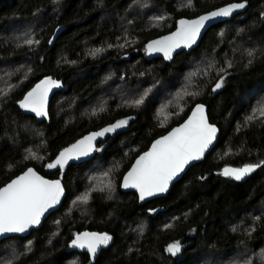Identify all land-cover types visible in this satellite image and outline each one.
Here are the masks:
<instances>
[{"label": "trees", "instance_id": "trees-1", "mask_svg": "<svg viewBox=\"0 0 264 264\" xmlns=\"http://www.w3.org/2000/svg\"><path fill=\"white\" fill-rule=\"evenodd\" d=\"M151 1L170 16V26L145 28L142 21L135 22L132 31L139 41L138 52L117 60L111 50L89 58L83 47L85 43L101 45L110 37L112 21H103L100 17L113 10H123L127 0H61L58 4L52 0H0V32L12 33L11 23L16 20L26 25L38 23L37 46L0 42V61L16 62L25 56L31 61L30 76L0 100L3 102L0 106V186L32 166L47 178L62 174L65 189L60 207L39 229L31 230L27 236L0 240L1 247H8L13 241H31L30 249L12 258L11 264H72L70 261L75 256H78L77 264H200L203 259L215 260L203 264H244L242 260L248 254L243 251L256 252L263 246L264 215L256 208L264 201V163H261L264 162V117L257 118L250 111L256 98L264 95V0H192L190 8H177L173 0ZM237 1L246 4L245 10L211 26L189 53H177L170 62L161 58L147 60L140 54V49L145 51L147 40L172 30L178 18H190ZM39 16L42 23L37 22ZM233 41L250 54H233L228 43ZM201 54L217 57L223 71L201 83L195 97L184 100L182 111L166 124L156 122L155 112L161 102L157 95L137 107L109 100L107 110L91 116L85 114L87 101L104 93L99 86L111 64L137 60L156 70L157 76L174 89L190 58ZM78 70H83L85 75L81 77ZM43 75L61 79L64 87L55 91L49 100L48 123L38 122L15 106ZM221 78L223 85L214 91ZM117 85L113 82L110 89L118 90ZM251 89L255 91L245 97ZM70 94L78 98V104L71 108L72 118L65 120L57 109L60 98ZM196 102L207 106L209 122L219 128L216 145L203 160L188 168L165 196L138 204L135 193L119 190L122 174L155 137L182 121ZM121 120L128 122L100 136L90 159L66 164L62 169L47 167L69 143L89 131L107 128ZM26 125L38 128L43 142L31 138L23 130ZM32 143L40 149L44 160L24 158L21 149ZM226 151L228 154L221 157ZM95 158L118 161V167L112 172L118 197L108 200L102 192H93L88 198L87 216L81 217L75 212L64 214L72 197L71 188L78 181L75 180L77 171ZM245 165L259 167L242 182L223 175L226 167ZM83 231L107 233L112 238L91 263L85 252L72 245L73 236ZM175 242L181 243L182 251L173 256L166 249ZM231 259L234 261L230 262ZM249 263L264 264L255 259Z\"/></svg>", "mask_w": 264, "mask_h": 264}, {"label": "rangeland", "instance_id": "rangeland-1", "mask_svg": "<svg viewBox=\"0 0 264 264\" xmlns=\"http://www.w3.org/2000/svg\"><path fill=\"white\" fill-rule=\"evenodd\" d=\"M60 1L61 0H52L53 4H58ZM127 1L128 4L123 10L117 9L101 15V20L112 21V26L108 33L110 37H108L106 41H103L101 45L85 43L83 47L84 52L89 58H96L106 50H111L117 60L127 58V54H137L138 50H136V48L139 41L132 31L137 24L135 22L142 21L145 28L153 27L162 29L170 26V16L163 9L158 8L151 0ZM173 2L176 3L177 8H190L192 6V0L190 6L188 0H173ZM160 17L163 19H158ZM37 22H43L42 19L40 20V16ZM26 24L27 23L21 20L12 21V33L6 34L0 32V42H11L15 45L27 44L29 46H37L36 29L38 28V23L34 22L32 25L30 23L29 25ZM8 28L9 27H7L5 31ZM13 28H15V32ZM27 40H32L33 43L28 44L26 43ZM228 43L233 54H250L241 44L234 41ZM97 49H102V51H96ZM139 52L145 55V51L142 49H140ZM63 59L64 58L59 57V60ZM17 60L16 62H13L12 59L9 61H0V100L6 98V96H4L5 94L10 93L17 84L25 81L31 74L30 59L25 56ZM107 68L108 69L104 73L107 74L99 86L104 93L96 94L87 101L84 105L85 114L91 116L107 110L109 107V100H113L119 105L137 107L134 101L143 97L144 102L148 98L157 95L159 101H161L155 112L156 122L159 125L166 124L175 114L177 116L183 109L184 100L186 101L189 98H194L201 83L212 80L214 76L221 74L223 71L220 60L214 57L213 54H201L196 57H191L187 63L186 69L182 73L180 83L176 88L171 89L169 87L170 83H166L159 78L156 70L154 71L151 67L143 65L137 60L121 64H111ZM78 73H81V77L85 75L83 70H78ZM113 82L118 83V90L110 89V86H113ZM254 91L255 89H251L246 93L245 97L252 94ZM77 99L76 96L71 94L62 96L59 101L61 105L57 109L58 115L65 120L72 118L73 111L71 108L77 106ZM2 103L3 102L0 101V106ZM262 106H264V95H260L256 98L250 113H255L257 118L264 117L259 111ZM23 130L28 132L31 138L43 142L39 135L40 132L38 128L26 125ZM21 150L25 159H38L39 162L45 159L40 149L33 143L26 145V147ZM226 154H228L227 151L223 155L220 154V156L222 157ZM117 167V160L106 162L99 158H95L77 171L75 180L78 181H76V184L71 188L73 192L72 197L68 201V208L64 211V214L69 215L75 212L78 216H87L88 199L86 202L78 199V197L85 194H87L89 198L90 194L93 192H102L104 197L108 200L117 198L118 193L112 175V172ZM105 173H107V175H105ZM256 211L264 215V201L258 205ZM253 220H255V218H253ZM29 243H31L30 240H26L23 243L13 241L8 247L0 246V264H11L13 262L12 258L30 249L31 246H28ZM243 252L245 255L248 254L247 257L242 260L244 264H250L249 262L252 259L264 263V244L256 252ZM255 256L258 257L256 258ZM77 259L78 256H75L70 262L72 264H77ZM211 261L215 260L203 259L200 264ZM232 261L234 260L231 259L230 262Z\"/></svg>", "mask_w": 264, "mask_h": 264}, {"label": "snow or ice", "instance_id": "snow-or-ice-1", "mask_svg": "<svg viewBox=\"0 0 264 264\" xmlns=\"http://www.w3.org/2000/svg\"><path fill=\"white\" fill-rule=\"evenodd\" d=\"M190 6L191 0H188ZM244 3H233L207 15H202L196 20L180 21V27L171 36L163 37L161 40L153 41L147 48L149 52H164L166 58H171V51L183 44L190 47L195 43L196 37L205 23L216 17L230 16L235 9L243 8ZM158 19H163L162 17ZM26 43H33L27 40ZM96 51H102L97 49ZM223 78L216 83L215 89L222 86ZM52 86H58L57 81L47 78L41 81L31 92L27 94L21 106L30 108L37 115H47L46 103L47 92ZM215 89H213L215 91ZM147 94V93H145ZM135 105L143 103V97L134 101ZM255 111V110H254ZM264 116V106L260 109ZM252 117H249L251 119ZM127 120L118 121L98 133H93L78 141L70 148L63 150L48 168L61 169L70 159H78L86 156L94 150L93 140L97 136L114 132L116 129L127 124ZM217 129L208 123L204 106L197 105L192 116L178 128H174L167 136L155 141L152 149L144 153L136 161L135 165L124 178L123 186L134 187L139 190L140 199L146 196H153L156 193L167 191L170 181L173 180L186 165L193 160L203 157L205 151L213 143ZM264 163V162H261ZM259 165H245L242 168H225L223 175L241 180L252 172ZM107 175V173H105ZM63 195V187L59 180L49 181L39 176L33 169L29 168L23 175L12 180L4 187H0V234L22 233L30 226L38 225L41 217L56 204L60 202ZM81 201H87L88 195L78 197ZM56 223H59L57 221ZM107 233H82L78 234L72 241V245L80 248H87L93 255L98 248L107 245L111 240ZM182 245L175 242L167 247V252L176 256L181 252Z\"/></svg>", "mask_w": 264, "mask_h": 264}, {"label": "water", "instance_id": "water-1", "mask_svg": "<svg viewBox=\"0 0 264 264\" xmlns=\"http://www.w3.org/2000/svg\"><path fill=\"white\" fill-rule=\"evenodd\" d=\"M233 3H244L243 1H237V2H228V3H225L221 6H218L216 8H213L211 10H208V11H205L199 15H196V16H193V17H190V18H187V17H180L178 18L176 21H175V25H174V28L172 30H170L169 32L167 33H164V34H161L159 36H156L154 38H151L149 40H147L144 44V48H145V58L147 60H150L152 58H161L162 60H164L165 62H170L173 60L174 56L177 54V53H180L182 51H184L185 53H189L192 49L196 48L200 42V39L202 38V36L204 35V33L206 32V30H208L211 26H213L214 24L216 23H220V22H223V21H226V20H229L232 16L238 14V13H241L245 10L246 8V4L243 8H239V9H235L233 11V13L230 15V16H227V17H216L214 18L213 20L211 21H208L205 23V26L200 30V33L199 35L196 37V40H195V43H193L190 47H186L184 46L183 44H181L180 47H177L175 49H173L171 51V58H166L165 57V54L164 52H161V51H155V52H149L148 51V48L147 46L152 43L153 41H157V40H161L163 37H167V36H171L172 33L176 32L177 29L180 27V21L181 20H186V21H192V20H196L198 19L200 16L202 15H207L208 13L210 12H213V11H216L220 8H223V7H226L228 6L229 4H233ZM47 78H51V80L53 81H57L58 82V86H52L49 91L47 92V103H46V112H47V115H37L36 112L32 111L30 108H24L21 106V101L24 100V98L27 96V94L29 92H31L34 88H36V86L38 84L41 83V81H44L46 80ZM64 87H63V81L61 79H57V78H54L50 75H43L41 76L40 78H38L24 93L23 95L15 102V106L18 108V110L23 113V114H26V115H31L33 116L38 122L42 121V120H45L47 123L49 122V115H48V105H49V100L52 96V94L55 92V91H58V90H63ZM197 105H203L204 106V111H205V115L207 117V106L204 104V103H201V102H196L189 110V112L187 113V115L183 118L182 121H180L178 124H175L173 125L172 127H170L167 131H165L163 134L161 135H158L157 137H155L148 145V147L143 150L142 152H140L131 162V164L129 165V167L127 168V170L122 174L121 176V179H120V183H119V190L121 192H133L135 193L136 197H137V203L138 204H142V203H145L147 201H150V200H153V199H156V198H160V197H163L167 194V192L169 191L170 187L175 183L177 182L183 175L184 173L187 171L188 168H190L192 165L200 162L201 160L204 159V157L214 148V146L216 145V142H217V139H218V136H219V128L217 127V125H215L214 123H211L209 122L208 120V117H207V120H208V123L211 124V125H214L215 128L217 129V132H216V136H215V139L213 140V143L209 146V148L205 151L203 157L199 160H193L191 161L188 165L185 166L184 170L182 172H180L176 177L173 178L172 181H170L169 185H168V189L167 191L165 192H162V193H156L155 195L153 196H146L145 199L141 200L140 199V193H139V190L137 188H134V187H127L125 188L123 186L124 184V178L127 176L128 172L132 169V167L135 165L136 161L139 159L140 156H142L144 153L146 152H149L151 149H152V145L155 143V141L161 139L162 137L164 136H167L174 128H178L180 127L182 124H184L188 119L189 117L192 116V113L193 111L196 109V106ZM106 128V127H105ZM105 128H99L98 130H93V131H89L87 132L86 134L82 135L81 137L77 138L76 140H74L73 142L69 143L67 146H65V149L67 148H70L72 145L76 144L78 141L84 139L85 137L93 134V133H98L100 131H102L103 129ZM100 136H97L94 140H93V145H94V150L91 151L88 155L86 156H80L78 159H70L68 161L67 164L69 163H81V162H84L88 159L91 158V155L93 154V152L95 151V147H96V144L99 140ZM61 150L60 153L63 151ZM59 153V154H60ZM58 154V156H59ZM57 156V157H58ZM56 157V158H57ZM55 158V160H56ZM54 160V161H55ZM244 166H241V167H226V168H242ZM29 168L33 169L39 176L43 177L45 180H49V181H55V180H59L62 187H63V184H62V174L58 177V178H47L43 175H41L39 172H37L35 170V168H33L32 166H28L26 167L23 171L19 172L17 175L13 176L10 180H8L7 182H5L3 185H1L0 187H4L6 186L8 183H10L12 180L16 179L17 177L23 175ZM56 168H60L59 166H57ZM254 171V170H253ZM252 171V172H253ZM252 172H250L249 174H247L246 176H244L241 180H237L239 182H242L244 181ZM236 180V179H235ZM65 196V189L63 187V195L60 197V202L58 204L55 205L54 208H51L49 209L42 217H41V221L38 225H33V226H30L25 232H22V233H4V234H0V240L2 239H5V238H8V237H12V236H27L31 230H36V229H39L40 226L42 225L43 221L54 211L58 210V208L60 207L62 201H63V198ZM82 233H100V232H97V231H83V232H80V233H77L73 236V240L76 238V236L78 234H82ZM102 234V233H101ZM173 244V243H171ZM170 245V244H169ZM168 245V246H169ZM104 247L101 246L100 248H98L97 252L93 255L91 252L88 251V249L85 247V248H80V247H76L74 246V249L76 250H80V251H83V252H86L88 253L90 256H91V262L95 259L96 255L101 251V249ZM181 251H182V248H181ZM171 254V253H170ZM89 262V263H91Z\"/></svg>", "mask_w": 264, "mask_h": 264}, {"label": "flooded vegetation", "instance_id": "flooded-vegetation-1", "mask_svg": "<svg viewBox=\"0 0 264 264\" xmlns=\"http://www.w3.org/2000/svg\"><path fill=\"white\" fill-rule=\"evenodd\" d=\"M86 253V252H85ZM87 255H88V257H89V261H88V263L89 262H91V256L88 254V253H86Z\"/></svg>", "mask_w": 264, "mask_h": 264}]
</instances>
